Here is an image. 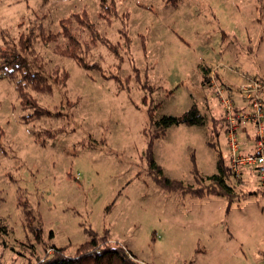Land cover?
Wrapping results in <instances>:
<instances>
[{"label": "rangeland", "instance_id": "rangeland-1", "mask_svg": "<svg viewBox=\"0 0 264 264\" xmlns=\"http://www.w3.org/2000/svg\"><path fill=\"white\" fill-rule=\"evenodd\" d=\"M111 1L118 17L106 14L107 21L99 16L100 0H0V30L14 39L31 21L41 20L56 33L60 19L86 11L112 43L122 42L123 15L132 42L130 55L121 52L119 68L100 43L88 55L106 77H130L128 91H118L112 78L55 55L53 44L37 39L47 69L56 66L69 76L66 87L51 95L28 91L62 117L24 122L29 111L21 110L14 82L0 78V217L6 228L0 262L39 264L55 253L51 245L67 247L64 255L72 256L89 239L84 229L97 235L107 229L108 240L141 264H264V190L257 192L248 179L233 184L230 176L227 184L235 194L230 203L222 196L168 192L153 181L144 158L147 134L155 131L150 118L179 116L196 104L205 125L168 128L154 141V158L167 178L206 186L217 160L206 143L213 140L212 119L222 118L225 126L217 124L215 141L231 174L224 109L200 67L210 66L235 86L264 80V0H106ZM131 64L141 76L147 72L152 92L134 81ZM46 131L56 133L54 138ZM191 154L199 182L191 174ZM21 193L41 221L42 243L25 227L16 197Z\"/></svg>", "mask_w": 264, "mask_h": 264}, {"label": "trees", "instance_id": "trees-1", "mask_svg": "<svg viewBox=\"0 0 264 264\" xmlns=\"http://www.w3.org/2000/svg\"><path fill=\"white\" fill-rule=\"evenodd\" d=\"M99 5L100 17L105 18L107 21L108 18L105 16L106 14L118 17L113 1L108 5L106 0H100ZM121 17L122 21L118 29L119 36L122 39L121 43H112L104 37L98 31L95 22L86 11L72 13L66 18L60 19V30L56 33L47 31L41 20L29 22L27 29L20 32L17 39L10 37L6 29L0 30V78L5 77L14 82L21 110L23 112L29 111L28 114L22 117L24 122L28 123L30 120H39L42 117H62L61 112L51 111L48 108L40 106L37 99L31 95L28 89L39 94L51 95L55 89H64L66 87V81L69 76L66 70L56 66L52 69H47L46 62L35 48L37 39L44 45L53 44L52 52L55 55L71 59L85 70L95 69L105 78L107 75L104 73L101 64L98 62L90 63L88 61V55L91 53L92 48L100 43L105 46L118 61L117 68L120 67V63L123 61L121 52L130 55L132 43L128 34V23L124 21L123 15H121ZM74 25L79 28L81 34L74 29ZM84 32L87 34L86 39L82 37ZM59 37H62V41H59ZM201 68L204 70V75L210 70V67L206 66H202ZM131 69L134 73V81H136L143 90L152 92L155 89L154 86L148 83L146 71H144L141 76L139 68L134 64H131ZM106 78L113 79L117 84L118 91H128L130 77L121 79L117 74H112ZM205 79L206 77H204L203 81L206 83L207 80ZM65 96V92H63L62 103L67 105ZM145 97L146 96L143 97V102H145ZM236 105L235 102L234 106ZM68 117L71 118V116ZM212 120L213 140L206 144L216 152V173L206 177V180L209 181L206 186L193 188L191 185H183L181 181L169 179L162 173L161 167L154 158V141L163 137L166 130L172 126L181 124L187 126H204V115L200 112L196 104H192L188 110L179 116L164 115L155 121H152L150 118V123L155 126V131L153 134H147L148 139L144 158L149 175L163 190L188 194L198 199L209 196H222L230 203L235 195L232 186L227 184V179H229L231 174L227 172L225 158L215 141V137L219 135V131L216 129L217 124L220 126L225 125L224 119ZM44 133L48 138H54L56 134L50 131ZM144 133L146 132L144 131ZM190 162L191 174L193 178L199 182L201 177L193 154L190 155ZM233 180L240 182V179ZM22 194L23 193L18 194L19 196L16 197L18 205L21 207V211L24 215L25 227L29 229L37 242H41V221H38L35 217L33 209L30 207L28 201L24 198L21 200ZM108 208L109 207H107L106 210ZM2 220L3 219L0 217V235L6 233V228L1 222ZM84 232L89 239L78 245L72 256H67L68 254L64 255L67 247L58 248L55 245H51L55 253L39 264H141L138 263V261L135 260L136 258L127 252L124 247L108 240L107 229L104 230L103 235H97L91 229H84ZM52 236V232H50V238ZM129 255H131L132 258L129 257Z\"/></svg>", "mask_w": 264, "mask_h": 264}, {"label": "built area", "instance_id": "built-area-1", "mask_svg": "<svg viewBox=\"0 0 264 264\" xmlns=\"http://www.w3.org/2000/svg\"><path fill=\"white\" fill-rule=\"evenodd\" d=\"M213 72L210 68L205 77L207 86L212 90L211 95L219 97L218 101L224 109L227 121L226 150L231 176L235 180L241 179L244 170L252 169L257 189L264 190V80L245 79L235 86L221 81ZM239 94L242 104H236L242 107L234 106ZM248 124L252 126L253 137L250 149L243 152L240 132Z\"/></svg>", "mask_w": 264, "mask_h": 264}, {"label": "crops", "instance_id": "crops-1", "mask_svg": "<svg viewBox=\"0 0 264 264\" xmlns=\"http://www.w3.org/2000/svg\"><path fill=\"white\" fill-rule=\"evenodd\" d=\"M202 67V66H201ZM200 67V69H201ZM206 67H210V66H207ZM260 77H263V76H260ZM262 79V78H261ZM222 80V79H221ZM225 82V81H224ZM210 96V95H209ZM262 100L264 102V92L262 93ZM225 126V125H224ZM240 136L242 137V151L243 152H246L250 149L251 147V140H252V137H253V129H252V126L249 125L247 126L246 128H243L241 129V132H240ZM211 175V174H210ZM254 172L252 169H246L243 171V174H242V180H240V184L241 185H244V182L246 181V179L248 180H251L253 182V185L255 186L254 189L259 190L257 189L256 185H255V177H254ZM233 184L236 182L234 180H232ZM227 183L230 184V182L227 180ZM232 186V185H231ZM258 192V191H257ZM252 193V192H251Z\"/></svg>", "mask_w": 264, "mask_h": 264}]
</instances>
